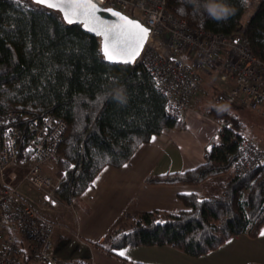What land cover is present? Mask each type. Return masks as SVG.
I'll use <instances>...</instances> for the list:
<instances>
[{"label": "trees", "instance_id": "obj_1", "mask_svg": "<svg viewBox=\"0 0 264 264\" xmlns=\"http://www.w3.org/2000/svg\"><path fill=\"white\" fill-rule=\"evenodd\" d=\"M188 0H167V9L194 28L235 33L253 0H225L235 8L217 22ZM253 51L264 60V0H259L243 27ZM122 88L127 103L113 92ZM166 97L141 64L109 63L99 36L81 24H68L59 10L33 0H0V112L16 111L27 119L52 114L67 121L60 153L68 173L61 184L66 198L79 197L106 165L121 167L156 133L183 125L167 115ZM209 115L241 118L210 105ZM234 144L206 149V161L185 170L154 173L151 183H217L206 194L182 193L185 208L172 211L128 208L96 245L124 259L126 245H171L190 255H204L230 238L256 237L264 227V162L244 174L234 170ZM74 164V167H70ZM210 185V184H209Z\"/></svg>", "mask_w": 264, "mask_h": 264}, {"label": "built area", "instance_id": "obj_2", "mask_svg": "<svg viewBox=\"0 0 264 264\" xmlns=\"http://www.w3.org/2000/svg\"><path fill=\"white\" fill-rule=\"evenodd\" d=\"M94 1L139 18L150 28L136 63L149 71L165 95L167 115L184 121L208 95V75L213 76L208 105L226 109V103L238 101L264 116V60L243 33L246 21L240 30L226 34L190 26L167 9V0ZM214 119L218 128L209 147L234 144L237 173L264 162V145L257 135L241 134L231 118ZM67 126L65 119L52 114L27 119L16 111L0 112V264H68L56 250L57 224L43 214L60 206L75 210V198L61 194L69 168L58 167L65 160L60 142Z\"/></svg>", "mask_w": 264, "mask_h": 264}, {"label": "crops", "instance_id": "obj_3", "mask_svg": "<svg viewBox=\"0 0 264 264\" xmlns=\"http://www.w3.org/2000/svg\"><path fill=\"white\" fill-rule=\"evenodd\" d=\"M259 0H253L254 8ZM205 84H213L205 76ZM208 84V85H209ZM207 86V85H206ZM188 111L183 125L156 133L142 143L129 162L121 167L104 166L93 183L75 198V210L65 215L75 229L86 255L95 264H264V236L238 234L218 248L201 256L190 255L171 245H126L117 252L124 259L107 253L96 245L120 220L128 208L137 211L152 209L180 210L186 207L182 193L204 192L202 184L151 183L154 173L185 171L206 161V149L217 132L215 119L199 109ZM197 139L190 143V132ZM65 218V217H64ZM264 230V227L263 229ZM261 230V231H262ZM73 231V230H72ZM56 245V244H55ZM80 247V249L82 248ZM57 250V248H56ZM80 258V256H79ZM81 261L76 259L75 262Z\"/></svg>", "mask_w": 264, "mask_h": 264}, {"label": "snow or ice", "instance_id": "obj_4", "mask_svg": "<svg viewBox=\"0 0 264 264\" xmlns=\"http://www.w3.org/2000/svg\"><path fill=\"white\" fill-rule=\"evenodd\" d=\"M34 2L57 7L63 12L68 24L82 23L89 32L102 36L104 40L102 52L105 59L110 62L129 64L135 61L148 37L149 29L118 12L112 14L119 17V21L98 16L97 12L101 9L94 0H34ZM261 235L264 236V230L261 231Z\"/></svg>", "mask_w": 264, "mask_h": 264}, {"label": "rangeland", "instance_id": "obj_5", "mask_svg": "<svg viewBox=\"0 0 264 264\" xmlns=\"http://www.w3.org/2000/svg\"><path fill=\"white\" fill-rule=\"evenodd\" d=\"M252 10L253 8H250V10L246 13L245 17L243 18V22H245L249 18ZM240 26L242 27V25ZM241 27H239V30L241 29ZM211 77L213 79V76ZM208 84L209 83L204 85L205 87L204 89L208 91V95L204 94L205 96L203 98H200L196 104L197 107L198 106L200 107L199 109L203 110L206 113H208L207 111L211 105V104L208 105L206 102L210 101L212 98V91H210L211 84L209 85ZM226 109H228L229 113H231L232 115H236L239 118H241L243 125L239 128H236L238 132L246 135H257L261 139L264 145V116H261L258 111L250 108L249 106L243 105L238 101L226 103ZM211 116L213 118L217 117L214 114H211ZM194 132L195 131L190 132L189 135H190V143L196 148L197 139L194 136ZM61 166L62 164L60 162L58 165L59 169L61 168ZM216 183L217 181L215 183L209 181L210 185L207 184L202 194H206V191L210 192L211 191L210 189L213 186L211 184L215 185ZM66 213L67 211H64L62 209V206H60V209L58 208L54 211L47 210L43 212L44 216L48 220L57 224V227L54 230V238H55V244L58 254L68 264H73L75 263L77 258L80 259L81 261H84V259L87 258L81 257L86 255L85 249L81 246L80 239L79 237H77L75 229L69 223L68 218H66L67 217V215H65ZM80 247L82 248L80 249Z\"/></svg>", "mask_w": 264, "mask_h": 264}, {"label": "clouds", "instance_id": "obj_6", "mask_svg": "<svg viewBox=\"0 0 264 264\" xmlns=\"http://www.w3.org/2000/svg\"><path fill=\"white\" fill-rule=\"evenodd\" d=\"M188 2L192 4L194 8L201 6L200 0H188ZM202 7L207 14L217 22L227 21L235 14V8L227 4L225 0H206ZM112 95L120 105L127 103V96L124 89H116Z\"/></svg>", "mask_w": 264, "mask_h": 264}, {"label": "water", "instance_id": "obj_7", "mask_svg": "<svg viewBox=\"0 0 264 264\" xmlns=\"http://www.w3.org/2000/svg\"><path fill=\"white\" fill-rule=\"evenodd\" d=\"M33 1H34V0H33ZM94 3L98 6L99 9H101V11H98V12H97V15L103 17L104 19L111 20V21H119L120 18L117 17V16H114V15L112 14L113 12H118V13H120L122 16L128 17L130 20L137 21V22H139L140 25H142V26L146 27L147 29H149L148 37H147V39L144 41L143 47H142L141 50H140V54H141L142 51H143V49H144V47H145V45H146V42H147V40H148V38H149V35H150V28L146 25V23H144L141 19L136 18V17H132V16H130V15L124 13L123 11H121V10H119V9H116V8H114V7H112V6H102V5L98 4L96 1H94ZM46 6H47V5H46ZM51 8H54V9H56V10H59L60 13L62 14L63 18H64V14H63V12H62L59 8H57V7H51ZM109 9L112 10V11H111V12L106 11V10H109ZM64 20H65V18H64ZM65 21H66V20H65ZM74 23H79V22H74ZM79 24H81L82 27H83L85 30H87V28H86L82 23H79ZM87 31H88V30H87ZM88 32H89V31H88ZM89 33L96 35L94 32H89ZM96 36H98V35H96ZM99 37H100V39H101V49H102V48H103V44H104V40H103V37H102V36H99ZM140 54H139V56H140ZM139 56H138V57H139ZM138 57H136L135 61L129 63L128 65H132V64L136 63V60H137ZM108 62H109V63H112V64H124V63H120V62H110V61H108ZM52 203L54 204L55 201L52 200Z\"/></svg>", "mask_w": 264, "mask_h": 264}]
</instances>
